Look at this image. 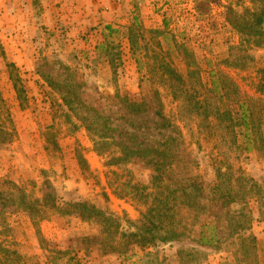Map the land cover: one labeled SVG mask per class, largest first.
<instances>
[{
	"label": "rangeland",
	"instance_id": "374dc122",
	"mask_svg": "<svg viewBox=\"0 0 264 264\" xmlns=\"http://www.w3.org/2000/svg\"><path fill=\"white\" fill-rule=\"evenodd\" d=\"M250 6V0H0V123L8 112L11 124L5 120L3 127L15 132L0 145V190L13 183L36 201L35 219L6 208L0 223V242L16 249L19 264H235L228 233L239 213L249 217L245 234L256 239L257 264H264V96L254 89L264 76V49L247 51L252 61L244 70L221 67L236 84L237 97L247 98V138L239 102L219 97L210 74L238 43L227 11L242 14ZM186 54L199 70L201 86L195 89L209 112L214 106L229 112L232 128L224 118L206 123L185 117L149 77L148 67L167 60L185 76ZM50 82L74 86L84 106L107 117L135 147L162 151L180 185L194 187L199 208L195 221L193 211L186 215L193 226L185 237L103 253L98 224L44 208L47 197L48 205L52 199L58 205L86 202L116 217L122 231H135L144 205L124 192L118 197L107 180L116 188L128 179L146 187L153 176L140 160L106 166L85 128L72 115L76 130L65 119ZM14 83L24 91L22 104ZM124 101H144L148 109L134 115ZM184 178L191 180L184 184ZM226 194L236 203L223 206ZM204 219L220 232L212 246L196 241Z\"/></svg>",
	"mask_w": 264,
	"mask_h": 264
},
{
	"label": "trees",
	"instance_id": "16d2710c",
	"mask_svg": "<svg viewBox=\"0 0 264 264\" xmlns=\"http://www.w3.org/2000/svg\"><path fill=\"white\" fill-rule=\"evenodd\" d=\"M250 2V8L245 9L242 14L232 10L227 11L225 20L238 35V43L229 46L228 56L217 63L216 69L210 70L213 78L212 90L217 89L219 91L218 96L223 99L230 101L229 97L232 95L234 100L239 102L240 120L242 126L245 127L244 135L246 138L249 136L246 131L248 127L250 128L249 123L251 122L250 116H247L245 112L246 101L244 100L247 98L243 100L241 99L242 96L237 97L236 84L228 78L221 67L244 70L252 61V58L248 57L247 51L264 49V0H250ZM185 57L187 67L185 76L178 73L169 60L158 63L156 67H148L147 73L151 79H155V84L168 92L170 98L178 105L185 117L206 123L212 119L221 122V119L224 118L227 119L226 122L232 128L229 112H220L218 106H214L213 111L209 112L207 99H204L202 95L200 96L195 89L196 85L201 86L199 70L194 66L190 54H186ZM259 81L261 84L257 83L254 89L264 96V76ZM49 85L57 88L60 93L61 105L66 109L65 119L76 130L78 126L72 122L70 118L72 115L80 123L79 125L85 128L93 141L94 152L107 160L106 166L119 167L140 160L152 168L153 176L150 185L146 187H141L128 179L116 188L114 181L107 180V186H114L113 191L118 197L129 196L132 200L144 205L145 210L141 213L140 223L135 231H122L116 217L86 202H66L58 205L54 204L52 199L51 204L48 205L47 201L50 197H47L43 201L44 208L46 207L58 215H77L83 222L98 224L102 237L103 253H124L131 243H139L141 246H145L154 244L157 240L168 242L185 237L193 226H187L185 223L186 215H191V211H193L192 219L195 221L197 218L196 209L199 208L193 202L194 187L186 183L191 179L184 178L183 181L186 184L181 186L180 183L182 182L179 180L182 179H177L175 166H172L162 151L132 145L127 134L110 126L107 117L102 116L95 108L83 105L77 97L74 86H60L51 82ZM13 87L16 90L19 103L22 104L24 91L17 87V83H14ZM124 104L126 109L134 115L146 112L148 109L144 101L139 103L124 101ZM81 109L82 114H79ZM224 119L223 121H225ZM5 120L6 123L11 124L8 112L5 119L2 120L3 123H0V145L12 141L15 133L13 128L3 127ZM251 128L255 131L252 132V135L250 134L253 137L256 129L253 126ZM111 174L117 176L115 172H111ZM7 184L11 188L0 190V223L5 222L3 212L6 208L26 211L35 219L36 208L33 203L36 201L31 202L27 199L24 192L13 183L7 182ZM121 192H124L123 196H121ZM225 196V198H221L223 206L236 203L237 199L234 196L230 194ZM42 219L44 217L41 216L37 220L41 221ZM248 222L249 217L245 213H239L232 218L231 225L234 227H231L228 236L233 240L232 244L235 247V264H257L256 239L252 235L245 234L248 227L244 223ZM198 223L199 230L196 241L200 246H212L220 241V232L210 220L204 219ZM20 260V255L11 244L0 242V264H19Z\"/></svg>",
	"mask_w": 264,
	"mask_h": 264
},
{
	"label": "crops",
	"instance_id": "0c3cea01",
	"mask_svg": "<svg viewBox=\"0 0 264 264\" xmlns=\"http://www.w3.org/2000/svg\"><path fill=\"white\" fill-rule=\"evenodd\" d=\"M22 49V48H21Z\"/></svg>",
	"mask_w": 264,
	"mask_h": 264
}]
</instances>
